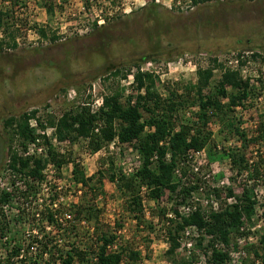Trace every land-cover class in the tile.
<instances>
[{
	"label": "rangeland",
	"instance_id": "1",
	"mask_svg": "<svg viewBox=\"0 0 264 264\" xmlns=\"http://www.w3.org/2000/svg\"><path fill=\"white\" fill-rule=\"evenodd\" d=\"M47 1L55 6L52 14L47 13ZM22 4H27L26 0H22ZM28 4V9H17L21 29L19 48L0 53V192L11 193L12 180L18 190L28 189L25 179L11 178V172L7 171L11 146L26 155L20 150L19 141H12V132L5 126L9 118L38 111L37 118L46 124L84 104L95 111L104 96L117 91H123L126 101L135 95L133 63L145 56L152 60L143 66V71L158 76L159 92L168 97V91L187 93L186 88L198 81V69L213 66L215 59L224 67L237 68L241 54L246 62L241 67L242 75L251 80L256 93L246 108L236 109V116L250 136L264 116V0H212L198 6L191 0H90L88 7L84 0H39L38 5L33 0ZM130 8L132 12L127 14L125 11ZM101 19L105 23L98 24ZM35 27L45 30L47 38L41 37ZM53 36L57 37L56 42L52 41ZM253 54L260 57L253 59ZM117 69L131 72L127 79L109 76ZM222 73L221 69L216 71L213 87ZM194 106L181 112L183 121L194 120L198 111ZM31 122L36 126L32 127ZM30 126L37 137L27 149L30 156L47 157L48 146L42 137L46 134L54 148L68 157L69 163L60 170L49 164L42 173L43 180L35 181V188L26 198L28 203L14 196L5 207L10 226L8 235L0 239L3 264H21L10 255L15 247L14 238L16 244L24 242L26 247V236L31 232L37 235L45 227L43 215H37L36 221L31 222L33 213L42 214L52 200L61 209L64 226L75 228L62 244L89 245L95 240L94 232L99 230L116 235L122 247L141 252L140 261L134 264L183 261L209 264L210 237L195 230H189L182 238L181 248L173 258L169 256L170 245L158 212L177 208L179 215L188 214V209H180L169 193H164L160 204L144 196L142 223L128 213L110 177L114 174L129 176L142 167L135 145L117 142L94 154L84 140L74 145L60 142L54 136L55 129L49 127L44 131L38 127L37 119H32ZM211 129L213 149L218 151V156L241 146L236 138L226 139L220 124L213 123ZM247 154L256 162L259 156L264 160V145L251 147ZM76 164L86 178H93L88 188L76 183L73 175ZM194 164L201 187L195 201L206 210H218L235 203L229 199L228 190L233 189L240 195L250 176L238 175L227 157L211 161L208 151L195 155ZM262 168L261 177L255 182L258 200L255 217L251 222L246 221L241 234L232 239L230 246L215 243V248L230 258L227 264H263L255 255L264 234V166ZM33 181L31 179L32 184ZM215 190L219 191V196L215 195ZM83 198L86 206L99 211H96L97 221L79 223L74 220L75 207ZM21 210L26 212L23 216ZM47 230L51 231V237L57 235L54 229ZM200 236L207 238L203 249L198 246ZM57 238L63 239L62 236Z\"/></svg>",
	"mask_w": 264,
	"mask_h": 264
},
{
	"label": "trees",
	"instance_id": "2",
	"mask_svg": "<svg viewBox=\"0 0 264 264\" xmlns=\"http://www.w3.org/2000/svg\"><path fill=\"white\" fill-rule=\"evenodd\" d=\"M31 1L33 0H26L27 4L24 5L22 0H0V53L19 48L21 29L17 9H28V3ZM34 1L38 5L39 0ZM84 1L88 7L90 0ZM211 1L191 0V3L198 6ZM45 7L49 14L55 11L54 4L49 1L45 3ZM35 30L41 37L47 38L45 30L36 27ZM57 40L56 36L52 37V41ZM259 57L258 54L252 55L253 59ZM242 58L241 54L238 55V67L234 69L224 67L218 59H215L213 66L198 69V81L186 88L187 93L178 94L176 91H168V97H163L158 89V76L154 72L142 71L143 66L152 60L145 56L133 63L136 68L133 74L135 95L130 96L126 101L123 91H117L104 96L102 106L96 112H93L89 104H84L68 110L55 121L48 120L46 124L37 118L38 111L9 118L5 126L12 132V141H19L20 150L26 155L20 154L17 148L11 146L7 171L11 172V178L25 179L24 184L28 189L18 190L16 182L12 180L10 185L14 190L11 193L0 192V239L8 235L10 221L5 207L10 205L14 196H18L19 200L22 199L23 203L24 201L28 203L27 197L35 188V181L43 180L42 173L49 164L60 170L69 163L68 157L54 148L46 134L42 137L48 146L47 157L28 154L29 145L37 140L30 121L37 119L38 127L44 131L49 127L55 129L54 136L60 142L74 145L84 140L88 149L94 154L117 142L121 145H135L142 160V167L129 176L114 174L110 177L117 185L128 213L142 223L145 215L144 196L160 204L164 193H169L175 198L180 209H188L187 215H179L177 208L172 210L159 208L158 218L164 226L165 236L170 245L169 256L173 258L181 248L183 236L189 230H195L210 237L209 264H227L230 258L226 253L216 249L215 243L220 242L230 246L232 239L241 234L246 221L251 222L255 217L258 205L255 182L261 177L260 173L264 166L261 156L256 162L254 159H249L247 154L251 147L264 145V116L261 117L253 136L242 128V123L236 116V109L246 108L249 100L256 93L251 80L242 75L241 67L246 63ZM262 60L264 61V57ZM218 69L223 70V73L218 84L213 87ZM130 72L117 69L109 76L127 79ZM192 104L198 108L194 120L183 121L181 112ZM213 123L220 124L227 135L226 139L236 138L241 146L218 156V151L213 149L214 134L211 129ZM204 151H208L211 161L227 157L238 175H250L242 186L240 195L233 189L228 190L229 199H233L235 203L218 210H206L200 202L195 201L201 187L200 179L197 177L198 171H195L194 156ZM73 175L76 183L82 188H88L93 182V178H86L78 164L74 166ZM31 179L34 180L33 184ZM214 193L216 196L220 195L218 190ZM53 203L54 200L42 214L33 213L30 221L35 222L37 215H43L46 221L43 220L42 223L45 227L37 235L31 232L26 236L28 238L24 240L28 244L26 247L24 242L22 244L18 241L16 244V239L13 237L15 247L10 255L20 260L21 264H123L125 262L134 264L140 261L141 252L122 247L118 244L116 235L102 233L99 230L94 232L95 240L89 245L62 244L66 235L70 238V232L75 228L67 229L64 226L61 209ZM96 211L99 212L94 207L86 206L83 198L75 207L74 220L79 223L97 221ZM25 213L24 210L20 212L22 216ZM47 229H54L57 235L51 237V231ZM57 236H62L63 239L59 240ZM206 241V237L200 236L198 246L203 249ZM255 255L264 264V234L260 237ZM0 264H3L2 260ZM179 264L191 263L183 261Z\"/></svg>",
	"mask_w": 264,
	"mask_h": 264
},
{
	"label": "built area",
	"instance_id": "3",
	"mask_svg": "<svg viewBox=\"0 0 264 264\" xmlns=\"http://www.w3.org/2000/svg\"><path fill=\"white\" fill-rule=\"evenodd\" d=\"M127 14H130L131 12H132V8H130L129 10L127 9L126 11H125ZM98 24H102V23H105V20L104 19H101V20H99L98 22H97ZM144 69H142V71H143ZM102 106V102L99 104V108ZM98 108V109H99ZM97 109V110H98ZM97 110H95V111H93V112H96ZM31 125H32V127H35L36 125H34L33 124V122H31ZM115 144V143H114ZM40 151H42V149H40ZM32 250H34V249H32Z\"/></svg>",
	"mask_w": 264,
	"mask_h": 264
}]
</instances>
